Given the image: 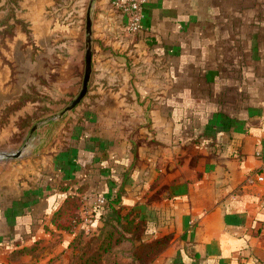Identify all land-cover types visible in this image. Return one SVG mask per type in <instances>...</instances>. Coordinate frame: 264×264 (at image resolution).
Masks as SVG:
<instances>
[{
    "label": "crops",
    "instance_id": "0c3cea01",
    "mask_svg": "<svg viewBox=\"0 0 264 264\" xmlns=\"http://www.w3.org/2000/svg\"><path fill=\"white\" fill-rule=\"evenodd\" d=\"M89 3L0 0V144L78 94ZM89 13L85 97L0 156V264H73L102 226L90 196L115 193L142 241L169 238L147 264H264V0H148L135 33L111 0ZM75 193L81 221L54 227Z\"/></svg>",
    "mask_w": 264,
    "mask_h": 264
},
{
    "label": "trees",
    "instance_id": "16d2710c",
    "mask_svg": "<svg viewBox=\"0 0 264 264\" xmlns=\"http://www.w3.org/2000/svg\"><path fill=\"white\" fill-rule=\"evenodd\" d=\"M11 13L10 10L8 14ZM10 29L11 26H7L2 34L5 32L12 34ZM30 96L22 95L17 104L32 99ZM119 202V196L115 193L100 206L98 214L102 226L88 241L77 246L72 256L73 264H147L165 247L168 237L150 242L142 241L140 235L144 231L143 221L138 220V214L133 209L122 212L123 208ZM80 205L78 193L68 194L52 213L51 224L56 228L70 230L81 221ZM124 243L128 245V249L123 248ZM122 249L123 252L130 253V262L120 260L119 254Z\"/></svg>",
    "mask_w": 264,
    "mask_h": 264
},
{
    "label": "built area",
    "instance_id": "2783aa9c",
    "mask_svg": "<svg viewBox=\"0 0 264 264\" xmlns=\"http://www.w3.org/2000/svg\"><path fill=\"white\" fill-rule=\"evenodd\" d=\"M148 0H111L114 9L124 17L125 31L135 33L141 26L142 10ZM248 182L264 183V163L260 165L258 170L253 174L252 178H248ZM95 206H101L105 202L103 195H92Z\"/></svg>",
    "mask_w": 264,
    "mask_h": 264
},
{
    "label": "rangeland",
    "instance_id": "374dc122",
    "mask_svg": "<svg viewBox=\"0 0 264 264\" xmlns=\"http://www.w3.org/2000/svg\"><path fill=\"white\" fill-rule=\"evenodd\" d=\"M42 101L43 102L40 103L39 106L36 109H34L27 118H24L22 122L19 121L17 123V129L18 130H17V132H14V134H13V137H12V140H13L12 143L13 144H6V145L0 144V155L4 154L3 150L4 151L10 150V148L18 149V150L20 149V147L25 142V138H24V136H25L24 133L26 131L25 126H27V128H28L29 135H31V134L35 133V131L37 129L36 128L32 133H30V129H31L32 125L37 123V122L43 121L44 120L43 116H47V118H51L53 115H56L63 110V109L62 110L54 109V107H58V105L56 104V101H54L52 99L43 98ZM127 246L128 245L126 243H124L123 248L128 249ZM123 251H124V249H122L120 254H119L120 260L122 262H126V263L130 262V257H129L130 253H128L127 251L126 252H123Z\"/></svg>",
    "mask_w": 264,
    "mask_h": 264
},
{
    "label": "water",
    "instance_id": "95a60500",
    "mask_svg": "<svg viewBox=\"0 0 264 264\" xmlns=\"http://www.w3.org/2000/svg\"><path fill=\"white\" fill-rule=\"evenodd\" d=\"M93 0H90V3L88 5V12L86 15V34H87V38H86V44H85V54H84V72H83V77H82V83H81V88L78 92V94L76 95L75 98H73L64 108L61 112H59L56 115H53L51 118H47L44 119L41 122H37L35 124L32 125L31 129H30V133H32L41 123L49 120V119H54L57 117L62 116L64 113L73 110L81 101L82 99L85 97L87 90H88V81H89V77H90V73H91V55H92V50H91V18H90V7H91V3ZM19 153H13L10 155H6V154H2L0 156H18Z\"/></svg>",
    "mask_w": 264,
    "mask_h": 264
}]
</instances>
